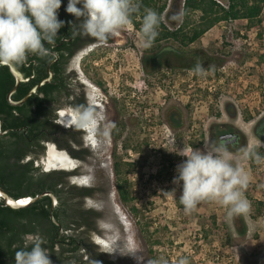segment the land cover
<instances>
[{
	"label": "rangeland",
	"instance_id": "1",
	"mask_svg": "<svg viewBox=\"0 0 264 264\" xmlns=\"http://www.w3.org/2000/svg\"><path fill=\"white\" fill-rule=\"evenodd\" d=\"M222 1L228 4V0ZM183 5L184 0H168L163 17L171 29L182 22ZM262 19L252 29L248 28L247 20L216 24L190 48L206 49L223 63L203 68L202 74L182 71L176 81L168 76L165 81L158 78L160 70L154 74L142 71L141 58L147 48L143 47L140 31L132 23L122 29L124 32L121 30V34L128 36L127 41L99 46L79 63V70L85 75L105 83L125 131L130 134L134 128L127 123L129 116L144 120L147 117L144 125L139 124V133L135 126L137 137L133 141L126 135L117 145V160L134 164L133 171L127 175L134 198L131 204H124L119 197L110 159L103 162L107 164L104 170L99 163L85 164L94 180L106 177L110 185L108 198L98 194L90 205L103 209L102 203H107L112 211L119 210L125 223L109 215L103 235L95 238L103 245L111 239L108 249L114 253L116 264H153L161 257L168 264H178L181 258H187L189 264L263 263L264 205H261V214L257 208L260 201L264 202V142L254 134V125L264 114V11ZM165 43L179 46L174 42ZM171 90L174 91L172 100H166ZM171 101L183 113L189 112L186 124L177 128L163 117ZM229 102L238 111L235 118L226 111ZM249 114L254 120L246 121L245 116ZM222 122L238 128L247 142L246 148L257 147L262 157L259 162L241 161V152L228 150L233 162L241 163L250 177L243 190L250 202V211L231 220L226 219L227 209L215 201H203L193 212L185 213L179 202L182 182L174 183L177 167L189 152L216 147L211 142L209 129L213 123ZM132 206L139 207L140 213L136 215ZM145 223H148L147 234L158 239L159 244L147 240L141 230ZM151 249L155 251V258Z\"/></svg>",
	"mask_w": 264,
	"mask_h": 264
},
{
	"label": "trees",
	"instance_id": "2",
	"mask_svg": "<svg viewBox=\"0 0 264 264\" xmlns=\"http://www.w3.org/2000/svg\"><path fill=\"white\" fill-rule=\"evenodd\" d=\"M139 5V11L133 15L131 22L139 31L146 9L155 11L161 19L158 36L153 42L158 44L154 47L157 53L143 58L147 71L164 64L176 49L172 45L161 46L165 41L179 44L177 51L181 50L178 56L182 58L183 67L220 65L223 63L220 57L203 48H190V45L220 22L247 20L248 28L252 29L262 23L264 11V0H228V7L217 0H184L183 20L171 29L163 18L168 0H139ZM66 37L61 28L54 45H46L55 51L54 56L42 59L30 55L25 63L17 66L29 79L21 82L12 94L11 99L15 101L22 99L33 86L49 77L50 63L53 72L52 80L41 85L20 105H14L8 99L16 79L8 65H0V186L16 199L27 196L34 198L44 192H52L57 197L56 204L47 194L22 208H12L0 197V264H15L16 251L23 248L24 237L31 234L43 237L52 264H115L95 239L96 235L103 234L99 224L103 215L94 206L88 205L87 199L93 196L92 188L72 182V176L78 173V169L45 170L41 163L46 156L48 143H55L74 158L85 157L83 149L78 146V133L65 129L58 121V109L63 104L66 85V69L73 54V49L64 41ZM226 111L232 118L238 116L233 103L226 104ZM169 119L173 127L183 125V117L177 113ZM245 119L251 121L254 117L249 114ZM234 128L233 124L227 122L213 123L209 129L212 144L218 146V136ZM254 134L264 142V114L257 119ZM244 148L246 144L233 151L241 152ZM133 165L123 160L115 164L117 191L126 205L134 200L127 176L133 171ZM261 205L264 202L258 204L259 214L262 213ZM132 211L137 215L141 209L132 206ZM141 230L151 244L160 243L147 234L148 223L142 224ZM151 251L155 258V251Z\"/></svg>",
	"mask_w": 264,
	"mask_h": 264
},
{
	"label": "clouds",
	"instance_id": "3",
	"mask_svg": "<svg viewBox=\"0 0 264 264\" xmlns=\"http://www.w3.org/2000/svg\"><path fill=\"white\" fill-rule=\"evenodd\" d=\"M62 0H0V65L18 66L27 58H47L54 53L46 45H54L65 22L58 18ZM80 5V7H78ZM139 0H68L65 11L80 21L82 33L101 44L132 22L139 11ZM161 23L158 13L146 9L140 27L143 47H150L158 36ZM195 72L204 69L196 65ZM85 113L84 118L87 119ZM177 167L174 183L182 182L179 202L185 213L193 212L203 201H215L227 209L226 219L244 216L250 202L244 195L249 173L224 145L211 150L194 149ZM239 159L259 162L262 157L254 148L241 149ZM39 234L26 235L24 246L15 253V264H52L49 251ZM153 264H168L163 257ZM178 264H189L181 258Z\"/></svg>",
	"mask_w": 264,
	"mask_h": 264
},
{
	"label": "flooded vegetation",
	"instance_id": "4",
	"mask_svg": "<svg viewBox=\"0 0 264 264\" xmlns=\"http://www.w3.org/2000/svg\"><path fill=\"white\" fill-rule=\"evenodd\" d=\"M67 3L68 0H62L61 7L58 10V18L65 22L63 30L67 34V37L64 38V41H66L67 46L71 47L70 49H73L71 50L73 51V54L66 69V85L64 89L63 104L58 109V121L65 127V129L73 130L75 133H78V146L80 145L83 149V154H85V157L81 159L75 158L77 160L76 166L73 169L68 170L78 169V173L72 176V182L92 188L93 196L87 199L88 205H90L91 199L97 197L98 194L108 198L110 185L106 177H102L99 180H94L93 175L91 176L85 164L89 162H95V164L99 163V166H102V169L104 170L107 164L103 162H108L110 159L113 176H116L115 164L118 161L116 158L117 145L119 144L120 139L125 138V136L128 135V138H131L129 141H133V139L137 137V132L139 133L140 131V126L145 124L147 117L144 120L140 119L136 115L129 116L127 123L130 127H134L132 129L133 131L131 130L129 134V132L125 131V124L123 123L119 110L113 107V97L110 93H107L108 89L105 83L89 75L87 76L83 71L79 70L81 61L86 59L87 55H90L94 49L102 45L111 46L116 43L117 40L127 41L128 36L121 34L123 31L122 30L117 36L110 37L106 44L97 42L95 38L83 34L80 28V21H78L77 18H75L72 14H69L65 11ZM78 7H80V5H78ZM157 45L158 44L156 43L152 44L142 54L141 66L142 71L145 74H154L160 70L161 72L158 78H162L163 81H165L166 76L176 81V78L182 75V71H193L192 75H194V67L182 66V58L178 56L181 53V50L178 49L177 51L178 45L165 42H162L161 46L172 45L176 47V49L170 55L168 60H165L164 64L156 66L152 71H147L143 58L145 55L149 56L157 53L156 49L154 48ZM51 51L55 52L52 49ZM50 64H48L49 71L51 70ZM166 69L167 72H165ZM132 92H134L133 89ZM173 94L174 91H169L166 100H172L170 97ZM85 113L88 114L87 119L84 118ZM175 113L182 116L184 119L183 124H186L187 119L189 118V112L186 110V113H183L181 107L172 101L171 105L163 111L164 120L170 124V126H172L169 118ZM190 114H192V111ZM135 126L138 127L137 132L135 131ZM143 129H145V126H143ZM230 132L234 133V135L237 136V139L228 145H225L224 141L220 140L219 136L221 134ZM224 133H221L218 136L219 145L226 146L230 151L247 144L242 132L236 127L232 130L225 131ZM144 140L145 139L143 138V141ZM65 151L70 156H72L67 150ZM83 177H88L87 183H80L76 180ZM102 204L105 206L103 209H99L97 207L95 208L101 211L103 215V217L99 220V224L101 230L104 233L106 230L104 223L107 220V216H114L116 221L119 220L121 222V220L118 216V213L116 211H112V209L108 207L109 205L107 203ZM96 237L97 235L95 238ZM98 244H100L102 251L108 256H111L112 260L114 261V253L109 251V249L106 248V246L102 243L98 242Z\"/></svg>",
	"mask_w": 264,
	"mask_h": 264
},
{
	"label": "water",
	"instance_id": "5",
	"mask_svg": "<svg viewBox=\"0 0 264 264\" xmlns=\"http://www.w3.org/2000/svg\"><path fill=\"white\" fill-rule=\"evenodd\" d=\"M8 66L10 67V70H11V72L13 73V75H14V77L16 79L13 88L8 93V99L14 105H20L23 102H25L30 97L31 94L36 92L41 85H43L46 82H49L51 80L52 76H53V72L50 70L49 71V73H50L49 77L43 79L40 83H38L35 86H33V88L30 89V91L22 99L15 101V100L11 99L12 94H14L17 91V89L20 86L21 82L28 80L29 77H25L24 74L22 73V71L17 66H11V65H8ZM0 128H1V124H0ZM219 138H220V140L224 141L225 145H228L229 143L235 141L237 139V136L234 135V133L230 132V133L221 134L219 136ZM51 145H52V149L54 151L63 153L67 157H69V160L71 161V164H73V165H71V164L70 165H68V164L67 165L48 164V159H49V156H48L49 155V150H48L47 153H46V156L41 159V162L45 165L44 166L45 170H51V169H73L76 166L77 160L75 158L70 156L65 150L59 149L55 143H48V149H50ZM83 178L76 179V180L78 182H80V183H87L88 177H86L85 179H83ZM0 193H1L0 197H2L4 199L5 204L10 206V207H12V208L27 207L33 201H35V200L39 199L40 197H42L44 195H47V194L52 197V199L54 201V204L57 203V197L52 192H44V193H41L40 195H37L34 198L27 196V197H21V198L16 199V198L12 197L10 194H8L6 191H4V189L0 186ZM21 200H25V203L24 202L20 203ZM116 212L118 213V216H119L121 222L123 224H125L123 219H122V217L120 216V213H119L118 209H116ZM109 240H111V239L109 238L106 242L105 241L103 242L104 245L106 246V248H108V246H109Z\"/></svg>",
	"mask_w": 264,
	"mask_h": 264
},
{
	"label": "bare ground",
	"instance_id": "6",
	"mask_svg": "<svg viewBox=\"0 0 264 264\" xmlns=\"http://www.w3.org/2000/svg\"><path fill=\"white\" fill-rule=\"evenodd\" d=\"M49 150V159H48V164H61V165H70L71 161L69 160V157H67L65 154L54 151L52 149V145L50 146V149H47V151ZM73 165V164H71ZM86 178V177H84ZM1 195V193H0ZM25 203V200H21L20 203ZM119 211V210H118ZM120 213V212H119ZM121 214V213H120Z\"/></svg>",
	"mask_w": 264,
	"mask_h": 264
},
{
	"label": "built area",
	"instance_id": "7",
	"mask_svg": "<svg viewBox=\"0 0 264 264\" xmlns=\"http://www.w3.org/2000/svg\"><path fill=\"white\" fill-rule=\"evenodd\" d=\"M217 1L223 4L224 6L228 7V4H225L222 0H217Z\"/></svg>",
	"mask_w": 264,
	"mask_h": 264
}]
</instances>
